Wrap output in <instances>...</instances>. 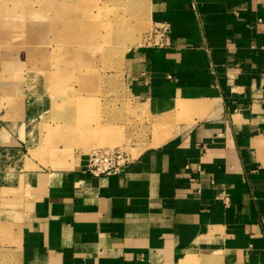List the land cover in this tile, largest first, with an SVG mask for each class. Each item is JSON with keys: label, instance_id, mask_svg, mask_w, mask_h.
Listing matches in <instances>:
<instances>
[{"label": "crops", "instance_id": "1", "mask_svg": "<svg viewBox=\"0 0 264 264\" xmlns=\"http://www.w3.org/2000/svg\"><path fill=\"white\" fill-rule=\"evenodd\" d=\"M149 17L172 45L130 48L122 77L170 132L121 174L87 172L94 150L49 157V94L0 60V235L16 264H264V0H149Z\"/></svg>", "mask_w": 264, "mask_h": 264}, {"label": "rangeland", "instance_id": "2", "mask_svg": "<svg viewBox=\"0 0 264 264\" xmlns=\"http://www.w3.org/2000/svg\"><path fill=\"white\" fill-rule=\"evenodd\" d=\"M152 26L149 0H0L3 67L49 94V157L120 147L132 158L169 136L168 117L137 110L122 77L124 54ZM8 244L2 233L0 264H16Z\"/></svg>", "mask_w": 264, "mask_h": 264}, {"label": "built area", "instance_id": "3", "mask_svg": "<svg viewBox=\"0 0 264 264\" xmlns=\"http://www.w3.org/2000/svg\"><path fill=\"white\" fill-rule=\"evenodd\" d=\"M170 32L169 23H156L147 33L145 44L152 47H169L172 45ZM131 159L123 148H100L90 154L86 170L95 176L121 174L125 172Z\"/></svg>", "mask_w": 264, "mask_h": 264}, {"label": "bare ground", "instance_id": "4", "mask_svg": "<svg viewBox=\"0 0 264 264\" xmlns=\"http://www.w3.org/2000/svg\"><path fill=\"white\" fill-rule=\"evenodd\" d=\"M130 2V1H129ZM130 5V4H129ZM132 5V4H131ZM130 8V7H129ZM34 12V11H33ZM44 15V14H42ZM117 21V20H116ZM28 100V99H27ZM38 100V99H37ZM187 105L189 106L190 104H183L184 107H187Z\"/></svg>", "mask_w": 264, "mask_h": 264}]
</instances>
